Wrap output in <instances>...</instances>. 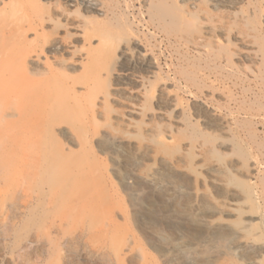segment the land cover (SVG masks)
Instances as JSON below:
<instances>
[{"label": "rangeland", "instance_id": "obj_1", "mask_svg": "<svg viewBox=\"0 0 264 264\" xmlns=\"http://www.w3.org/2000/svg\"><path fill=\"white\" fill-rule=\"evenodd\" d=\"M100 3L0 0V264H264V0Z\"/></svg>", "mask_w": 264, "mask_h": 264}, {"label": "bare ground", "instance_id": "obj_2", "mask_svg": "<svg viewBox=\"0 0 264 264\" xmlns=\"http://www.w3.org/2000/svg\"><path fill=\"white\" fill-rule=\"evenodd\" d=\"M81 5H84V7L89 11H102L100 0H79ZM15 16V13L12 11H9L6 7H2L0 5V17L3 19H8ZM132 39H126V43H131ZM117 62H112L109 64L107 68V72H101L100 74L95 77V82L104 88L110 89L113 87V75L114 71L116 69ZM151 67V66H150ZM134 200L139 203L143 204L144 202V196L143 191L138 190L133 194Z\"/></svg>", "mask_w": 264, "mask_h": 264}]
</instances>
